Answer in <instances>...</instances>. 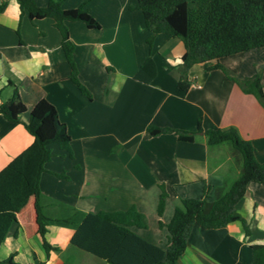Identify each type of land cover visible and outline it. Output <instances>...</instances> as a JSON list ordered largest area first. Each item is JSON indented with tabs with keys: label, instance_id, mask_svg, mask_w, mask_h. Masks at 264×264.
<instances>
[{
	"label": "crops",
	"instance_id": "1",
	"mask_svg": "<svg viewBox=\"0 0 264 264\" xmlns=\"http://www.w3.org/2000/svg\"><path fill=\"white\" fill-rule=\"evenodd\" d=\"M35 2L45 5L48 0ZM136 4L137 0L63 1L64 8L84 5L99 23L98 28H89L82 21L66 22L77 76L89 90V98L69 78L70 66L53 20H31L17 0H7L0 12V101L9 97L10 81L17 86L25 109L19 122L0 113V170L32 143L23 123L32 106L45 98L67 126L73 156L51 146L52 157L38 180L44 208L55 212L63 203L96 212L134 206L145 215L147 227L132 229L165 246L167 230L158 226V220L168 222L182 198H215L239 176L241 158L229 144H207L203 132H197L193 141H183L171 133L151 135L147 125L192 131L200 120L203 130L233 127L251 141L256 159L264 162V104L221 69L207 70L202 63L190 66L191 84L179 90L184 42L159 33L150 50L149 31ZM149 54L156 75L143 83L134 74ZM212 62L245 78L264 62V47ZM261 83L264 95V67ZM159 185L167 192L160 216ZM36 202L29 178H19L5 188L0 210L13 211L17 222L0 244V259L13 253L20 264H109L71 245L73 228L57 224L47 226L45 239L59 250L47 255ZM235 206L249 226L248 234L240 220L215 229L193 225L184 252L173 264H248L251 245L264 243V185L250 182Z\"/></svg>",
	"mask_w": 264,
	"mask_h": 264
},
{
	"label": "trees",
	"instance_id": "2",
	"mask_svg": "<svg viewBox=\"0 0 264 264\" xmlns=\"http://www.w3.org/2000/svg\"><path fill=\"white\" fill-rule=\"evenodd\" d=\"M63 1L48 0L45 5H38L35 0H17L21 11H26L31 20L43 17L53 20L61 36V48L70 66L69 78L81 93L90 98L89 90L77 76L78 70L73 60L74 44L66 22L82 21L89 28H98L99 23L84 5L64 8ZM6 3L7 0L0 1V12L5 9ZM135 7L141 10L144 26L149 31L146 41L150 50L154 37L159 33L182 38L185 52L181 57L177 80L179 90L185 91L191 84L187 77L190 66L202 63L207 70L221 69L244 92L253 94L264 104L261 83L264 62L256 64L254 73L245 78H237L219 62H212L221 57L264 47V0H137ZM155 75L156 64L149 54L135 72L134 78L149 83ZM9 84L12 90L9 97L0 101V113L9 121L19 122L25 104L17 86L10 81ZM23 125L33 136V141L0 170V203L4 190L10 183L22 177L33 181L39 213V233L47 255L50 250H59L45 239L49 224L73 228L70 244L109 264H173L184 252L193 225L215 229L240 220L245 234L249 232L247 222L237 212L235 205L244 196L250 182L264 185V162L256 159L255 147L251 141L241 138L233 127L203 130L200 120L197 128L192 131L147 125L146 130L151 135L171 133L183 141H193L197 132H203L207 144L227 143L238 151L241 158L240 174L226 190L213 199H209L207 195L182 198L180 206L174 208L168 222L158 220V226L167 230V241L162 246L132 229L133 226L147 227L145 215L134 206L125 210L85 212L60 203L63 207L60 210H46L42 204L44 196L38 188L39 176L46 170L45 162L52 157V145H57L69 157L73 156L71 136L66 124L60 120L56 107L45 98L39 99L32 106ZM159 187L157 214L160 216L167 192L163 185ZM16 222L13 211L0 210V244L10 226ZM13 256L11 253L0 259V264H20L14 261ZM38 264H45V261H39ZM248 264H264V243L251 245V261Z\"/></svg>",
	"mask_w": 264,
	"mask_h": 264
},
{
	"label": "rangeland",
	"instance_id": "3",
	"mask_svg": "<svg viewBox=\"0 0 264 264\" xmlns=\"http://www.w3.org/2000/svg\"><path fill=\"white\" fill-rule=\"evenodd\" d=\"M225 145H228L227 143ZM236 151V150H235ZM226 190V189H225ZM223 192V191H222Z\"/></svg>",
	"mask_w": 264,
	"mask_h": 264
}]
</instances>
